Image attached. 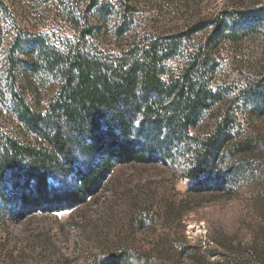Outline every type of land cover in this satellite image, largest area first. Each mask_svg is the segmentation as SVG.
Segmentation results:
<instances>
[{"label": "rangeland", "instance_id": "obj_1", "mask_svg": "<svg viewBox=\"0 0 264 264\" xmlns=\"http://www.w3.org/2000/svg\"><path fill=\"white\" fill-rule=\"evenodd\" d=\"M2 1L9 9L0 20V138L52 150L44 131H34L18 113L23 98L50 118L51 104L63 95V73L50 70L49 55L61 53L67 62L72 51L118 54L154 42L165 51L167 83L194 64L183 80L197 91L221 90L224 106L239 107L242 128L220 152L219 163L193 177L206 143L199 115L178 136L161 120L149 159L116 162L99 192L74 207L54 203L19 215L13 187L19 178V188L26 189L27 170L9 169L6 191L16 202L0 204V264H101L123 254L128 263L118 264H264V106L256 107L264 96V0H111L109 25L100 23L84 38L85 0ZM124 14L129 25L116 38ZM209 20V26L192 30ZM215 106L211 117L220 104ZM159 112L153 109L151 117L157 120ZM144 123L137 114L127 138L132 145L142 141L138 129L151 130L153 123ZM62 124L71 139L88 135L66 117ZM246 136L253 143L243 152L235 142ZM74 152L72 164L56 157L63 167L47 171L53 192L79 182L86 157L78 148Z\"/></svg>", "mask_w": 264, "mask_h": 264}, {"label": "trees", "instance_id": "obj_2", "mask_svg": "<svg viewBox=\"0 0 264 264\" xmlns=\"http://www.w3.org/2000/svg\"><path fill=\"white\" fill-rule=\"evenodd\" d=\"M85 4L86 9L81 17L82 20L80 19L83 22L82 38L95 34L102 22L109 25L108 19L113 15L114 5L111 0H85ZM8 9L9 6L0 0V20L4 17L3 12ZM126 15L122 16V23L117 25L114 32L116 38H122L127 30L129 21ZM209 25L210 20L203 21L194 25L192 30ZM220 28H223L221 24L216 25V29ZM1 39L0 26V41ZM175 46L177 45L175 44L173 48ZM163 50L162 46L159 47L158 43L154 42L150 46L142 45L140 48L136 44L118 54L109 51H99V53L87 50L72 51L73 58H68L67 62L66 57L61 53L49 55L45 61L50 70L58 69L63 73L65 80L63 95L51 104L53 113L47 114L51 115L50 118L33 111L25 104L23 98L18 104V113L34 131L38 133L44 131L42 134L45 137L44 141L50 143L52 150L37 149L33 144H23L10 136L5 139L0 138L1 206L9 208L11 203L16 202L15 197L13 198L6 191L9 169L14 170V173H20V169L27 170L25 172L27 177L22 180L26 189L19 188L21 185L19 178L16 179L13 187L22 210L19 215L43 205L52 207L54 203H65L74 207L87 201L89 197L99 192L116 162L127 163L149 159L147 153L157 145L154 134L160 131L161 120L168 121L172 134L178 136L194 124L195 118L199 115L200 127L205 128L203 133L206 143H201L202 159L199 160V170H195L190 176L205 174L208 167L219 163L220 152L229 147V143L235 138V133L239 134L242 128L239 107L232 104L224 106L221 90L198 88L197 91L195 87L188 86L191 85L187 84L188 78L185 80L183 78L190 73L194 65L192 63L185 68L182 78L176 81L172 79V83H167L164 75L167 71L162 64L165 56ZM195 53L197 63L200 54ZM169 55L171 53L166 56ZM263 97L257 99L256 107L264 106ZM216 104L220 106H217L216 113L211 117ZM156 108L161 112L157 120L151 117L152 110ZM137 114L142 116L143 123L147 121L153 123L151 130L147 128V132L144 130L145 126L138 129L139 133L143 134L139 146L132 145L127 139ZM64 117L71 127H75V122L79 123V129L84 128V133L88 135L71 139L66 135L62 124ZM102 118L105 119L104 123L101 122ZM42 121L44 125L41 124ZM252 138L246 136L237 139L235 142L237 149L243 152L250 150ZM74 141H77L75 146L72 145ZM165 143L168 146L170 139ZM77 148L86 157L84 160L86 167L77 171L79 182L73 188H67L60 193L53 192L50 189L47 171L57 165L55 162L57 159L59 161L60 157L72 164V154ZM99 154H103V158L98 157ZM57 166L63 167V165ZM128 260L129 257L123 254L119 261L128 263ZM119 261L113 259L101 264H118Z\"/></svg>", "mask_w": 264, "mask_h": 264}]
</instances>
